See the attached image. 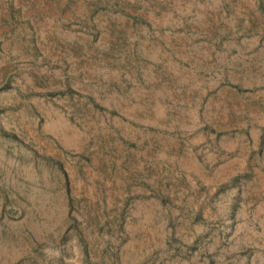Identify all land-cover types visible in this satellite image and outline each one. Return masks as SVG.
Listing matches in <instances>:
<instances>
[{"label":"rangeland","instance_id":"374dc122","mask_svg":"<svg viewBox=\"0 0 264 264\" xmlns=\"http://www.w3.org/2000/svg\"><path fill=\"white\" fill-rule=\"evenodd\" d=\"M0 264H264V0H0Z\"/></svg>","mask_w":264,"mask_h":264}]
</instances>
